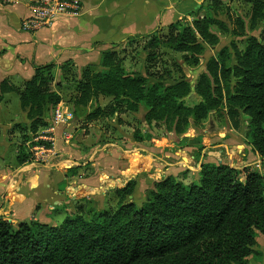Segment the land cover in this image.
Here are the masks:
<instances>
[{
  "label": "trees",
  "instance_id": "1",
  "mask_svg": "<svg viewBox=\"0 0 264 264\" xmlns=\"http://www.w3.org/2000/svg\"><path fill=\"white\" fill-rule=\"evenodd\" d=\"M250 1L249 27L255 29L264 20V0ZM208 4L215 12L224 2L208 0ZM235 23L234 33L244 35L243 20L237 17ZM215 26L228 30L207 13L192 24H171L168 37L195 66L203 54L202 41L218 42L212 31ZM233 48V66L228 48L209 59L194 88L201 101L193 106L185 102L192 92L190 83L182 79L174 85L148 86L146 79L122 68L115 52L103 56V71L83 70L77 103L87 106L100 96L111 97L116 102L112 114L136 113L143 104L148 125H161L178 136L186 134L192 123L199 127L212 113L224 112L235 131L246 124L248 142L264 165V34L250 37L243 50ZM53 66L36 67L21 87L11 79L0 83V102L16 93L22 107L29 108L27 130L17 126L28 132H23L24 140L29 134L31 140L37 138L39 130L49 127L44 111L60 102L49 89ZM99 112L87 115V121L99 119ZM133 138L144 141L136 132ZM34 144L50 147L43 141ZM32 160L23 154L17 166ZM135 190L131 181L114 189L117 208L89 210L86 216L77 211L58 226L33 220L14 225L0 217V264H248L256 254L258 236L264 237V176L254 167L237 170L227 164L203 163L198 182L163 178L154 183L141 206L128 199ZM78 210L84 212L82 207Z\"/></svg>",
  "mask_w": 264,
  "mask_h": 264
},
{
  "label": "crops",
  "instance_id": "2",
  "mask_svg": "<svg viewBox=\"0 0 264 264\" xmlns=\"http://www.w3.org/2000/svg\"><path fill=\"white\" fill-rule=\"evenodd\" d=\"M37 2L0 0V83L5 79L29 80L36 67L50 63L94 62L113 43L148 35L182 18H203L208 11V0H69L74 8L66 14L49 25L26 30L23 22L31 17ZM69 123L55 128V150L46 161L33 160L19 166L0 164V217L14 224L43 220L51 213L46 210L59 209L73 196L71 193H101L165 171L176 175L175 171H181L179 163L180 167H189L197 162L191 148L181 145L177 149L175 143L184 138L190 142L193 132L181 139L154 136L150 143L129 137L127 144L98 141L92 145L88 140L84 144L82 140L72 141ZM209 140L202 158L207 155L206 163L221 164L222 151L215 149L225 148L228 154L231 143L219 140L216 142L221 145L215 146L213 137ZM207 149L208 153L204 152ZM253 158L247 155L246 162L255 161ZM75 167L78 170L74 173ZM84 167L92 169L91 175L80 172Z\"/></svg>",
  "mask_w": 264,
  "mask_h": 264
},
{
  "label": "rangeland",
  "instance_id": "3",
  "mask_svg": "<svg viewBox=\"0 0 264 264\" xmlns=\"http://www.w3.org/2000/svg\"><path fill=\"white\" fill-rule=\"evenodd\" d=\"M224 4L217 11L210 9L207 5V13H212L219 21H222L228 30H221L215 26L212 31L218 36V42L211 44L209 42L202 41L203 54L199 57L200 62L192 66L185 60V53L177 51L176 43L171 41L168 37L169 27L171 24L181 21L185 24H192L194 20L182 18L176 20L169 25L156 30L153 33L145 35L146 37H127L123 41L113 43L109 46V49L102 51L94 62H77L68 60L60 65L54 63L50 73V92L60 98V102L56 105H47L44 115L45 119H48L49 125H53L52 117L54 115H72L73 121L69 126V131L72 133V141L84 142L88 140V144H95L98 141H112L123 142L127 144L129 137H133L135 132L141 137L142 140H147L144 143H150V140L157 136L159 138L167 137V139H181L188 133H195L190 142L188 138H184L183 141H176L177 149L179 146L184 145L185 148H191V154L195 156L196 163L189 165V167H180L181 163H177L178 168L181 171H175L174 174L166 172L163 174L160 172V176L146 178H140L136 183V190L132 196L128 199L135 202L138 206H141L145 200L148 192L153 188L155 182L162 180L163 178L172 176L181 179L186 184L199 181V165L208 161L206 158H202L203 150L209 147V138L213 137L215 146H219V142L216 141H228L231 143L228 145L231 149L229 153H225L227 149L218 148L215 150H221V160L219 163L230 165L237 170L244 169V167H254L264 176V165L261 158L254 152L253 146L248 142L250 137L248 135V127L246 124L242 131H235L226 115V113H212L209 118L199 127L191 124L186 134L178 136L173 132H167L163 126L148 125L145 122V114L147 112L146 107L142 104L138 112H124L121 114H112L111 109L116 105V102L111 97L100 96L98 99L93 100L87 106L80 105L78 98L80 92L77 90L78 81L82 80V72L85 69H90L92 72L103 71L106 69L103 66V56L109 52H115L119 59L122 61V68L130 75L142 77L146 79L148 86L156 82H163L165 85H174L176 82L184 79L190 83L192 87L191 94L185 99L187 106H193L201 101V98L195 92V86L198 78L202 73L206 72L207 62L210 58H217L220 51L224 48H228L230 51L229 65L233 66L236 63L234 46L243 50L250 37L261 38L264 34V20H261L255 29H250L249 24L251 22V9L252 1L250 0H222ZM210 11V12H209ZM239 17L245 23L244 35H236L234 31L236 28L235 19ZM185 26V25H183ZM182 26V27H183ZM18 86L23 85V81L14 82ZM20 95L11 93L5 95V98L0 102V164L17 166L18 159L23 156L31 157L35 160V148L34 143H37L35 139L31 140L30 134L25 136L24 140L23 132H21L18 125L27 127L30 125V121L27 119L29 108H23L21 105ZM99 110L100 118L92 122L87 121V115H90L96 110ZM50 121V122H49ZM68 124V123H67ZM66 124V125H67ZM68 126V125H67ZM66 126V127H67ZM208 127L209 130L208 131ZM47 129V128H46ZM45 129L39 130L40 134ZM85 131V132H84ZM208 133L211 137H208ZM86 136L89 138L86 139ZM171 143V142H169ZM22 146V147H21ZM20 148L22 149L20 152ZM167 150L169 147L166 148ZM246 150V153H244ZM204 152L208 153V149ZM22 153V154H21ZM247 155H253L255 161L246 162ZM32 160V161H33ZM176 160H180L179 157ZM210 160V159H209ZM206 161V162H205ZM39 162H42L40 160ZM181 162V161H180ZM187 165V163H186ZM192 166V167H191ZM237 166V167H235ZM92 169L90 167H84L80 172L91 175ZM149 177V176H148ZM131 182V181H130ZM129 183V182H128ZM123 188V187H122ZM115 188H106L101 193H82L70 194L68 202L56 211H50L51 213L46 215L43 220L33 219L34 222L45 223L54 226L62 224L65 219L74 213H79L86 216L87 211H103L108 208H117L118 199L114 195ZM82 207L84 212H79L78 208ZM50 222V223H49ZM12 223V222H10ZM14 224V223H12ZM17 225V224H14ZM258 244L256 246V254L249 258L248 264H264V237L259 235L257 238Z\"/></svg>",
  "mask_w": 264,
  "mask_h": 264
},
{
  "label": "built area",
  "instance_id": "4",
  "mask_svg": "<svg viewBox=\"0 0 264 264\" xmlns=\"http://www.w3.org/2000/svg\"><path fill=\"white\" fill-rule=\"evenodd\" d=\"M74 8L69 3V0H38L37 4L33 7L31 17L23 22V27L26 30H36L40 27L49 25L58 16L64 15L68 9ZM53 125L45 129L36 139V142L43 141L50 145L36 146L35 160L46 161L48 155L54 153L55 139L53 132L58 126H65L72 120V115H54L52 117ZM68 137V135H64Z\"/></svg>",
  "mask_w": 264,
  "mask_h": 264
},
{
  "label": "water",
  "instance_id": "5",
  "mask_svg": "<svg viewBox=\"0 0 264 264\" xmlns=\"http://www.w3.org/2000/svg\"><path fill=\"white\" fill-rule=\"evenodd\" d=\"M10 222V221H9Z\"/></svg>",
  "mask_w": 264,
  "mask_h": 264
}]
</instances>
